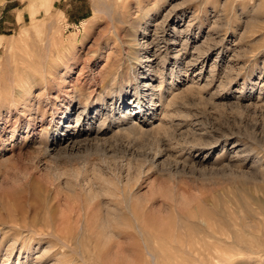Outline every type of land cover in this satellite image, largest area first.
<instances>
[{
	"label": "rangeland",
	"instance_id": "1",
	"mask_svg": "<svg viewBox=\"0 0 264 264\" xmlns=\"http://www.w3.org/2000/svg\"><path fill=\"white\" fill-rule=\"evenodd\" d=\"M0 264H264V0H0Z\"/></svg>",
	"mask_w": 264,
	"mask_h": 264
},
{
	"label": "bare ground",
	"instance_id": "2",
	"mask_svg": "<svg viewBox=\"0 0 264 264\" xmlns=\"http://www.w3.org/2000/svg\"><path fill=\"white\" fill-rule=\"evenodd\" d=\"M105 11H107L106 12V15L108 14V19H110V21L112 20L113 21V17H112V14L109 12V6L108 7H105ZM122 17V16H121ZM122 19V18H121ZM120 20V19H119ZM122 21H124V19H122ZM125 35V34H124ZM127 36V35H126ZM123 38H124V36H123ZM130 38V37H129ZM119 39V38H118ZM134 39H136V38H134ZM133 39V41H135ZM121 41V40H120ZM128 41V40H127ZM131 41V40H130ZM137 41V40H136ZM123 40L121 41V45H124L123 43ZM132 42V41H131ZM127 43V42H126ZM136 45H137V47H136V49H137V51L136 52H131V57H130V55H129V57L132 59L133 58V56H137V55H140V53L143 51V49L142 48H144L143 46H144V44L142 43H136ZM124 47V46H123ZM157 48V47H156ZM44 49L46 50V51H49L50 50V45H46L45 47H44ZM148 50V49H147ZM51 51V50H50ZM48 53V52H47ZM128 53V52H127ZM144 54V53H143ZM48 55H49V53H48ZM149 58H150V56H147L146 57V59L149 61ZM133 60H135L134 58H133ZM137 60V59H136ZM131 66V65H130ZM152 68V67H151ZM146 86H148V84L146 85ZM13 89V88H12ZM11 89V90H12ZM17 93H18V91H17ZM16 95V94H15ZM66 109H68V107H66ZM125 117V116H124ZM78 119H79V117H78ZM78 119L76 120V122L78 121ZM96 130L95 129H93V132H95ZM48 237V236H47Z\"/></svg>",
	"mask_w": 264,
	"mask_h": 264
}]
</instances>
